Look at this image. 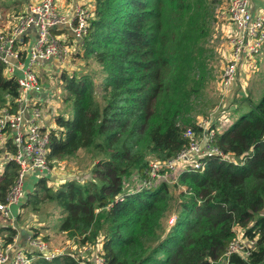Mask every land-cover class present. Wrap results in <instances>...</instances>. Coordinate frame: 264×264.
<instances>
[{
	"label": "trees",
	"instance_id": "obj_1",
	"mask_svg": "<svg viewBox=\"0 0 264 264\" xmlns=\"http://www.w3.org/2000/svg\"><path fill=\"white\" fill-rule=\"evenodd\" d=\"M201 4L94 0L75 56L102 68L99 96L92 75L61 72L62 104L73 118L56 117L47 159L51 165L66 163L86 152L93 161L86 171L90 175L62 176L53 184L49 176L37 178L20 206L38 212L55 204L58 231L75 238L79 247L102 238L106 264H219L238 229L256 242L249 257L231 255L230 263L264 264V89L258 98L234 90L224 111L230 124L220 131L213 123L214 146L235 162L212 157L202 172L185 171L173 185L126 190L128 180L145 178L151 158L166 161L187 146V128L200 132L186 114L191 97L202 89L194 78L205 71L208 26ZM17 95L16 80L0 62V106ZM17 172L15 164L5 166L0 202ZM0 235L3 245L11 244L17 230L7 224ZM33 264L79 263L61 256Z\"/></svg>",
	"mask_w": 264,
	"mask_h": 264
},
{
	"label": "built area",
	"instance_id": "obj_2",
	"mask_svg": "<svg viewBox=\"0 0 264 264\" xmlns=\"http://www.w3.org/2000/svg\"><path fill=\"white\" fill-rule=\"evenodd\" d=\"M57 1L40 0L30 4L27 11L16 19L9 32L0 33V62L4 65L6 75L14 78L18 85V95L8 98L0 106V149L5 156L4 162L18 167L17 177L6 195L5 202H0V214L4 219L12 218V207L24 200L28 175L43 178L54 171L53 165L47 159L52 132L43 124L42 105L37 101V97L45 90L37 68L51 59L66 64L65 57L72 46L57 37L54 31L64 27L70 31L73 43L82 45L89 21L93 17L92 11L82 5L74 8L71 17L60 14ZM226 13L233 33L228 38V63L220 78V84L223 89L229 90L237 81L241 65L261 52L264 45V15L254 16L248 8V0H227ZM31 30L35 32L33 40L25 45L24 39ZM22 53H25V58H22ZM212 126L203 121L199 124L200 132L197 133L187 128L184 131V137L188 140L187 146L166 161L151 159L145 178L137 179L140 185L138 189L167 182L170 175L176 181L185 171L202 172L206 161L212 157L235 162L214 146L215 129ZM243 234V231L239 235L237 232V239L230 243L220 260L221 264H231V255L242 259L251 255L256 240L246 238ZM17 239L15 237L11 244L1 246L0 264H33L37 259L50 262L61 256H71L79 264H106L101 249L91 250L94 259L90 262L82 253L80 256L70 253L71 248H51L41 237L29 235L27 250L17 246ZM239 239L248 242L249 247L245 249L239 245ZM83 253L88 254L87 248Z\"/></svg>",
	"mask_w": 264,
	"mask_h": 264
},
{
	"label": "rangeland",
	"instance_id": "obj_3",
	"mask_svg": "<svg viewBox=\"0 0 264 264\" xmlns=\"http://www.w3.org/2000/svg\"><path fill=\"white\" fill-rule=\"evenodd\" d=\"M90 7H87L89 11H94V0H91ZM202 4L199 9V13L202 14V19H205V22L208 26V35L205 39V42L203 44V69L205 71H202L203 77H195L194 78V85L195 86H201V93L194 94L191 97L190 100V107L187 112L188 119H192L193 122H196V126H199V124L203 121L209 122V125H213L215 123L218 125V129L222 131L223 127L227 126V124H230L231 118L229 116V112H224L227 105L231 102V99L233 98L232 95L235 94L234 88L232 91L225 90L222 88L220 84V78L222 76V73L228 63V35H229V19L228 15H222L221 13L226 10V2L227 0H201ZM264 15V13H262ZM74 44V43H72ZM72 44H68V46H72ZM70 52L67 57V63L66 64H74V72H69L67 74H70V77L77 76L78 73L80 74H90L94 77L95 82V88H96V95L99 96L100 94V88H101V79H102V68L98 66L96 63H94L92 60H80L75 57L76 48L70 47ZM262 52V51H261ZM261 52L259 55V63L258 66L261 67V69L264 68V54L261 55ZM82 54V51L81 53ZM261 55V56H260ZM257 56V55H256ZM255 62V68L257 69L256 65L258 61H253L250 59L245 64H248L246 69L248 70V73L250 74L252 70H254L252 64ZM254 75H253V82H254ZM252 83V82H251ZM253 86L256 87V83H252ZM264 87V81L260 82L258 84V88L256 89V94L261 93L260 89ZM53 92L49 95L48 103L53 102L52 100H56V103L53 102L54 105H56L55 108L52 106L46 105V109L48 111L49 115V121L50 124H48L47 128H50L51 125L55 124L56 117H58V114H61V110L64 111L66 108L62 104L61 95L63 93V87L62 84H58V81H55V86L51 88ZM237 89V87H235ZM254 98H258L257 96H254ZM233 113V110H230V114ZM209 116L206 120L203 119L204 116ZM229 117V118H228ZM73 118V113L70 112V117ZM49 130V129H48ZM58 130V129H57ZM55 130V131H57ZM153 159V158H151ZM150 159V160H151ZM2 161H4L1 157ZM93 161L91 160V156L87 154L86 152H80L75 159H72L70 161H67L65 163V166H63V170H65V167L68 168L70 171L75 172V169L77 171L76 178L78 175L79 178L81 176L83 177L89 169L92 168ZM4 163L0 164V171L4 167ZM54 165H57L55 163ZM53 165V166H54ZM75 168V169H74ZM60 174H63L62 171H59ZM73 172H67L65 171L64 175L66 177H72ZM88 174V172L86 173ZM175 177L170 175L167 178V183L169 185H173L176 181L174 179ZM162 183V182H161ZM126 190L132 192L133 189H138L139 184L137 179H130L126 183ZM57 187V186H52ZM181 190V188H179ZM180 190H176L174 193L175 195H178ZM48 204V203H47ZM50 205V204H49ZM49 205H47L48 211L52 212L51 219L56 220L58 222L59 217V211L58 209L51 208ZM54 205V204H53ZM42 208V207H41ZM48 212V214L50 213ZM31 209H25L23 210L22 215L20 216V219L16 221L15 226H20L24 223L26 216L31 214ZM36 215L40 216V218L43 219V222L46 223V217L47 213L43 210H39V213ZM174 218V217H172ZM1 219V218H0ZM2 220V219H1ZM0 220V224H4L3 221ZM174 219L171 220V218L168 221V226H171ZM41 231L42 228H39ZM42 235L41 238H46L48 244L50 247L52 245H56L57 243H63L61 241L63 238L61 235L53 236L52 234L54 231L49 230L48 232L41 231ZM238 235L240 232H242L240 229L237 230ZM244 233V232H243ZM45 235V236H44ZM1 240H3L2 236L0 235ZM51 238V240H50ZM237 239V238H236ZM239 245L243 246L245 249L249 247V243L246 241H243L242 239L237 240ZM3 245V244H2ZM52 248V247H51ZM253 248V246H252ZM77 253V251L75 250ZM221 264V263H220Z\"/></svg>",
	"mask_w": 264,
	"mask_h": 264
},
{
	"label": "crops",
	"instance_id": "obj_4",
	"mask_svg": "<svg viewBox=\"0 0 264 264\" xmlns=\"http://www.w3.org/2000/svg\"><path fill=\"white\" fill-rule=\"evenodd\" d=\"M40 0H0V33H6L9 32L11 30V28L14 26L16 19L24 14L27 11V8L30 4L33 3H37ZM90 2H92L91 0H58L57 1V5H58V11L60 14H63L65 16L71 17L73 15V11L74 8L78 5H82L85 8L90 7ZM248 8L251 11V13L256 16L259 14L264 13V0H248ZM222 15H226V10L223 11L221 13ZM229 35L228 38L230 36L231 33H233V27L231 26V24L229 23ZM34 31L31 30L25 37L24 42L25 45L29 44V42L31 40H33L34 37ZM54 34L59 37L60 39H62L67 45L68 44H72V37L70 35V31L67 29L63 28H59L57 30L54 31ZM72 48H77L76 43L72 44ZM79 50V49H78ZM261 55L264 54V45L261 49ZM228 54H229V50H228ZM260 55V56H261ZM76 57V56H75ZM22 58H25V53H22ZM228 58V57H227ZM259 55L257 56H253L252 60L253 61H258L257 62V69L255 68V62L252 64L254 70L251 71V73H248V70L246 69L248 64L243 63L241 65V67L239 68V72H238V76H237V81L235 82V84H233L230 88L236 91H238V96L242 95V94H250L251 96H260V92L256 94V89L258 88V84H260V82L264 81V68L261 69L260 66H258L259 61ZM74 64L73 67H70L69 64H60L57 60L55 59H51L48 62H46L44 65L40 66L37 68V73L40 77L41 83L42 85L45 87L44 93H42L41 95H39L37 97V101L42 105V110H43V124L45 126V128L49 131H55L58 129V126L55 122V124L51 125L50 128L48 127V124H50L49 121V115H48V111L46 109V105L52 106L53 108L56 107V105L53 104V102L56 103V100H52L53 102L48 103V99H49V95L53 92V90L51 89L53 86H55V81H58V84H62L61 82V72L64 68V71L66 72H70V70L74 69ZM253 75L255 77L254 82H253ZM256 83V87L253 86L252 83ZM235 87H237V89H235ZM264 89V87H262V89H260V91L262 92V90ZM230 90V89H229ZM236 94V92H235ZM234 95V94H233ZM232 95V97H233ZM62 101V99H60ZM61 114H64L65 117H70V112L69 110H61ZM59 116V114L57 115ZM2 151V150H1ZM2 159L5 160V156L2 152L1 155ZM0 157V159H1ZM4 163V167L1 169L0 171V175L3 173L5 166L7 165L4 161L0 160V164ZM63 166H65V162H59L57 163V165L53 166V173L49 176V180L52 181L51 184L56 183L57 181H59L61 179L62 176H65L64 173L65 171L67 172H73L72 173V177H75L77 174V171L75 169L76 172L70 171L68 168L65 167V170H63ZM59 171H62L63 174H60ZM88 175H90V173H88ZM37 183V178L34 177L33 175H28L26 177V181H25V193L26 191H33V189L35 188V185ZM21 204L17 205V206H13L11 209V216L12 218H8V219H4L3 216L0 214V219L1 221H3L4 224H0L1 226L7 225L9 224L13 229L17 230V235L15 237H17V246L20 248H23L25 250H27V240L25 242V244H22V238H21V230H25L27 233V238L29 235H33L34 236V230L38 231V235L35 237H41V231L43 232H48L49 230L54 231V233L52 234L53 236H58L61 235L62 236V240L63 243H57L56 245H52L51 247L53 249H63V248H71L70 253H75L76 256H80L81 253L83 255H85V257L91 262L94 259V254H92L91 250L92 249H97V250H102V238L99 239L96 243H94L93 245H88V246H78L76 244V240L75 238H68L66 236L65 233H61L58 231V227H57V221L56 220H52L51 216H52V212L48 211L47 209V205H43L39 208V210H43L47 213V217H46V223L43 222V219L40 218V216L36 215V213L38 212H32L31 214H29L28 216H26L25 221L22 225L15 226L17 223L16 221H18L20 219V216L23 213V209L22 206H20ZM52 209L56 208L55 204H50L49 205ZM48 212H50L48 214ZM54 214V213H53ZM19 218V219H17ZM39 228H42V230L40 231ZM45 236V235H44ZM51 240V238H50ZM45 241V240H44ZM47 242V241H46ZM48 243V242H47ZM3 244V241L0 238V249L1 246ZM50 246V245H49ZM87 248V253H83V250ZM75 250L77 251V253L75 252ZM30 253V252H28ZM32 253V252H31ZM38 260V259H37Z\"/></svg>",
	"mask_w": 264,
	"mask_h": 264
},
{
	"label": "water",
	"instance_id": "obj_5",
	"mask_svg": "<svg viewBox=\"0 0 264 264\" xmlns=\"http://www.w3.org/2000/svg\"><path fill=\"white\" fill-rule=\"evenodd\" d=\"M21 238H22V244H25V242L27 240V233L24 229L21 230Z\"/></svg>",
	"mask_w": 264,
	"mask_h": 264
}]
</instances>
